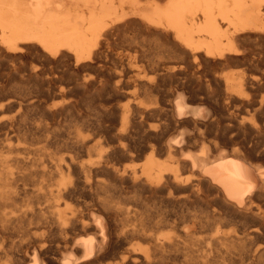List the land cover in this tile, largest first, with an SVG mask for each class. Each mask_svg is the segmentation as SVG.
I'll use <instances>...</instances> for the list:
<instances>
[{
  "label": "bare ground",
  "instance_id": "obj_1",
  "mask_svg": "<svg viewBox=\"0 0 264 264\" xmlns=\"http://www.w3.org/2000/svg\"><path fill=\"white\" fill-rule=\"evenodd\" d=\"M263 90L264 0H0V264H264Z\"/></svg>",
  "mask_w": 264,
  "mask_h": 264
},
{
  "label": "rangeland",
  "instance_id": "obj_2",
  "mask_svg": "<svg viewBox=\"0 0 264 264\" xmlns=\"http://www.w3.org/2000/svg\"><path fill=\"white\" fill-rule=\"evenodd\" d=\"M117 51L118 50H116V52ZM114 57H115V55H114ZM112 60H114V58H112V59L110 58V60H108V62H111ZM28 61H29V63L32 62V64L37 63L36 61L31 60V59L28 60ZM108 65H110V63H108ZM221 70L218 69V72L219 73H226V72H231V71L240 72V71H243V70L245 72H247V73L250 72L249 70H247V65H243V64H233V65L231 64L228 67L223 68ZM14 82L19 84V85H23V84L24 85L25 84L28 85V86L25 85V87H30L34 83L33 80H30V81L23 80V82H20L19 80H16V79L12 83H14ZM105 92L106 91H100L99 94H98V92L91 91L90 93L85 95L83 98L82 97L81 98L78 97L79 98L78 99L79 100L78 107L76 109L75 108L71 109L70 115L67 116L65 122H67L69 120H73L75 117H78V116L81 117L83 115H84L83 116L84 118H103V119H108V120L110 119V121H111V119L113 120V119L117 118L118 117V112H117L118 107L121 106L122 104L126 103L130 99V97L118 95L117 93H114L112 91L110 92V94L105 93ZM262 93L264 95V90L262 91ZM75 98H77V97H75ZM65 100H66L65 97H62L60 95H53V96H50L47 99V104L48 105H60ZM109 105L113 108V112L112 113H109V112H107L105 110L107 107H110ZM245 111H246V109H239L238 110V109H236L235 107H232V106L227 107L224 110V113L222 114L221 119H222V124L224 126H229L230 129H227V131L224 130L223 132L227 136L228 135H235L236 133H241V138L244 135L245 136L248 135L247 136L248 137L247 138V142L248 143L246 142V145H247L246 147L248 149L252 148L250 150V153H249L248 156H250L252 160L256 159L258 161H263L264 162V136L259 134L256 131H253L252 129H250V127L248 125L249 121L251 120V118H253V119H257V118H256V116H254L252 114V112H250V111H246L245 112ZM230 113L234 114L233 118L232 117L230 118ZM24 116H25L27 125L30 124L31 122L39 121V106H29V107H27ZM75 119H77V118H75ZM238 120L245 122L246 126H248L247 129H245V131H243L239 127L234 126V122L238 121ZM28 121H31V122L29 123ZM62 123H64V122H62ZM259 124L261 125L262 121H259ZM60 128H62V126H60L59 129ZM55 129L59 130L58 126H56ZM247 131H249V132H247ZM223 132L217 130V133L220 136L223 135L222 134ZM251 133H253V134H251ZM255 135H257V136H255ZM30 139L33 140V141L36 139L35 140L36 142L39 141V134H37V135L36 134H29L28 140H30ZM256 140L258 142H260L259 143L260 146H259L258 149L253 147L255 145V142H257ZM126 162L127 161H125L124 163H126ZM186 174H188V173H186Z\"/></svg>",
  "mask_w": 264,
  "mask_h": 264
}]
</instances>
